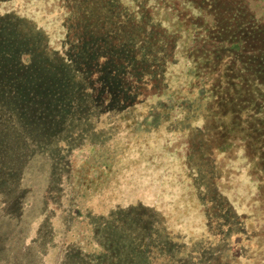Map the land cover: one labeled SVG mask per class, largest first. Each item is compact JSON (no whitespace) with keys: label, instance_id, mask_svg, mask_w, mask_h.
<instances>
[{"label":"trees","instance_id":"trees-1","mask_svg":"<svg viewBox=\"0 0 264 264\" xmlns=\"http://www.w3.org/2000/svg\"><path fill=\"white\" fill-rule=\"evenodd\" d=\"M56 222L104 264H264V0H0L5 262Z\"/></svg>","mask_w":264,"mask_h":264},{"label":"rangeland","instance_id":"rangeland-1","mask_svg":"<svg viewBox=\"0 0 264 264\" xmlns=\"http://www.w3.org/2000/svg\"><path fill=\"white\" fill-rule=\"evenodd\" d=\"M83 159V153H76L74 160H76V163H79L81 160ZM98 223H101V220H97ZM95 224L96 221H94ZM55 230H56V242L53 241V243H57L61 240V244H59V248L58 246H56V248H54V250H52L53 246L51 245L50 250H52V252L50 253V256L48 257L46 264H60L63 262V264H104L107 261V257L105 258L106 255H116L119 256L121 253H118L119 251H117V246H115V251H111L109 252V254H103V252H107L110 251L109 249V245H110V240L112 239L110 236L107 239L106 235V230L104 231H99L97 230V233H99L100 237L102 239H106L108 240L104 245L105 247L102 248H92L91 250L87 251V254L89 253V258H86V255H81L79 253H75L73 252H68L67 254L64 253V250L67 249L72 242V238H68L66 239V241L62 240V235H65V230L64 227L60 224L57 223L55 224ZM24 229L19 230L18 232H24ZM99 231V232H98ZM58 235H61L62 237H58ZM116 236V238L114 239V241H118L120 243H122V245H124L123 243V233L121 232H117L116 234H114ZM106 237V238H104ZM120 239V240H119ZM27 244V243H26ZM111 245L113 246V244L111 243ZM17 246H21V244H18ZM20 248V247H19ZM28 249V246L25 248ZM44 249V247H43ZM68 251V250H67ZM123 251V250H122ZM8 253V251L5 249L2 253H0V256L4 255L1 259L2 261L0 262V264H2V262L4 261L5 264H7L5 262L6 258V254ZM28 254V250H25V259L27 257ZM66 255V257H65ZM70 255V256H69ZM7 257V256H6ZM10 259L12 260L13 257H10ZM37 261H40V258L37 257ZM28 264V263H25ZM117 264H121L120 262H118Z\"/></svg>","mask_w":264,"mask_h":264}]
</instances>
